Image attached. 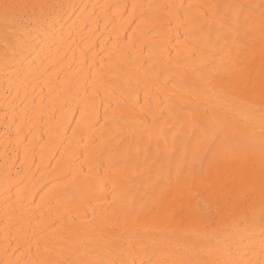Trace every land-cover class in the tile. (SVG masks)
Wrapping results in <instances>:
<instances>
[{
  "label": "bare ground",
  "instance_id": "obj_1",
  "mask_svg": "<svg viewBox=\"0 0 264 264\" xmlns=\"http://www.w3.org/2000/svg\"><path fill=\"white\" fill-rule=\"evenodd\" d=\"M14 2L46 7L27 28L0 16V264L37 258V239L92 258L125 229L153 258L264 259L259 12L242 37L251 47L234 45L212 12L193 23L199 5L260 0ZM181 165L194 184L178 187ZM249 175L255 214L206 227L219 217L201 181L214 176L220 202L235 206Z\"/></svg>",
  "mask_w": 264,
  "mask_h": 264
},
{
  "label": "snow or ice",
  "instance_id": "obj_2",
  "mask_svg": "<svg viewBox=\"0 0 264 264\" xmlns=\"http://www.w3.org/2000/svg\"><path fill=\"white\" fill-rule=\"evenodd\" d=\"M45 5L40 4H23L14 2V0H0V16H2L5 25L9 23L20 28H27L28 25L24 24L25 19L29 23H38L40 17L36 13V9H43ZM189 7H192L191 5ZM201 9L200 15L193 19V23H196L201 18H206L209 12L213 14V20L215 22V17L218 15L220 20V26L227 30L228 35L232 37L234 45H238L241 48L251 47L250 44H244L242 37H251L256 28V15L257 10L259 12V30L261 34L262 42H264V0H260L258 4L256 3H225V4H206L197 6ZM31 10V11H29ZM203 30V25L201 24L196 31ZM31 36V31L28 33ZM5 39H8L7 30L5 33ZM15 47V45H14ZM194 54V53H193ZM177 85L173 82V87ZM185 84L182 82L180 87H184ZM254 89V85L251 86ZM175 96V93H172ZM169 99L171 97H168ZM159 100V96L156 97ZM137 103L139 101L137 100ZM152 99L149 96L145 97L144 106L150 111L152 107ZM247 103V101H243ZM260 104L262 109H264V78L261 80L260 85ZM158 107V105H157ZM107 116V113L105 114ZM115 118V117H113ZM261 135L264 137V126L261 128ZM228 139V133L224 130L223 139L219 132L214 137V141H221ZM201 143L197 140V144ZM211 150V149H209ZM261 176H260V214L261 219L264 221V139L261 142ZM196 155H193V159ZM130 157H125V163L130 162ZM187 164V159L185 160ZM184 165L180 166V170L177 173L176 181L178 187H187L196 182L195 175L189 166V171L183 173ZM203 175V174H202ZM202 184L206 187L209 193V201L205 202L204 207H209L210 203L215 200L217 202V216L212 217L206 227H213L218 223H223L228 216L235 215L237 212L241 213L245 219H247L249 213L255 214V201L252 194L255 192V177L249 175L246 178L247 192L244 201L233 206L232 200L226 197L223 203L220 202V195L222 189L218 186V183L214 176H209L207 180H202ZM191 218L193 221L197 220L201 215V209L199 207L190 209ZM211 216V213H207ZM174 222V221H173ZM147 231V229H145ZM264 231V230H262ZM184 235H189V233H183ZM36 247V257L35 259H28L23 261V264H254L253 261L248 260L245 256H240L239 258H217L214 260L206 259H185L183 257L179 259H158L153 258V254L150 253L148 245L145 242L144 236L140 234L138 229H133L131 233L128 230H124V234L113 240L106 241L103 244L104 252L103 254L97 252L92 258H72L67 256V249H57L55 246H47L42 244L39 239L35 241ZM20 245L17 244V250H19ZM28 253H32L31 243L27 249ZM47 253L45 256L44 254ZM6 264H21V261L17 259L16 261H7ZM255 264H264V259H261Z\"/></svg>",
  "mask_w": 264,
  "mask_h": 264
}]
</instances>
